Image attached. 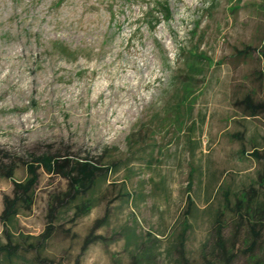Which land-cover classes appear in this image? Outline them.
Masks as SVG:
<instances>
[{"label": "rangeland", "instance_id": "374dc122", "mask_svg": "<svg viewBox=\"0 0 264 264\" xmlns=\"http://www.w3.org/2000/svg\"><path fill=\"white\" fill-rule=\"evenodd\" d=\"M263 47L264 0H0V167L13 170L0 174V214L36 157L112 167L66 201L70 181L40 167L32 207L9 228L19 253L33 264H207L216 218L229 237L238 198L262 196L264 158L252 153H264V113L243 100L264 102ZM106 215L105 240L83 252ZM185 222V260L173 263ZM263 248L233 264H264Z\"/></svg>", "mask_w": 264, "mask_h": 264}, {"label": "trees", "instance_id": "16d2710c", "mask_svg": "<svg viewBox=\"0 0 264 264\" xmlns=\"http://www.w3.org/2000/svg\"><path fill=\"white\" fill-rule=\"evenodd\" d=\"M159 9L162 17H167L170 15L169 7L167 5H160ZM192 54V53H191ZM194 57L198 54H192ZM201 58H205L200 56ZM261 57L264 62V47L261 50ZM207 59V58H205ZM207 61H209L207 59ZM192 79V77H190ZM243 102L246 105L247 113L251 116H259L264 113V102H256L250 95L244 98ZM133 140L130 137V141ZM134 147H140V142L137 139L132 141ZM252 156L257 160L264 158V153H261L259 149H255ZM28 176L24 181L13 180L14 189L12 195H4V208L0 214V220L3 224V234L6 238V242H2L0 238V264H33L34 262L26 259L23 255L19 253L22 245L20 243L14 242L13 234L10 232L9 228L14 224L22 208L30 209L34 203V190L38 184L39 173L38 169L43 167L47 173L62 175L70 181V189L65 193V198L63 201L72 199L77 195H86L90 190L92 191L98 182L99 176H104L108 173L112 167L103 166L96 162L91 161H73L72 159L58 158L53 155H42L33 159L32 162L25 163ZM2 170L0 174L4 177L12 179L13 170L1 166ZM259 184L262 187L261 198L259 196V189L254 187L251 189L250 197L243 194L242 197L238 198L239 203V218L240 220L236 222L235 229L232 231L229 237H225L223 232V223L219 216L215 221V232L211 235L210 240L212 245L209 249L210 259L207 260V264H233L235 259L238 257L240 251L251 255L254 259L259 258L255 254V250L259 249L262 241L264 239V171L259 175ZM192 181L188 185V190L192 188ZM125 196H130L126 194ZM189 205L194 204V200L191 196H188ZM94 204V198L89 195L88 197L82 199L77 205L78 215H84L90 212ZM55 208L51 209L50 218H53V212ZM108 219V216H104L102 219L97 221L96 225L90 231V233L85 238L83 244V252H85L90 245L105 240L102 235L96 234V229L104 224ZM245 224V226L243 225ZM188 223L185 222L183 230L177 239V244L175 250L179 256H170L171 262L179 263V261L185 260V234L188 229ZM245 227V229H244ZM244 229V231H243ZM57 231V227L53 223L47 225L44 232L40 235V239L44 242L50 240ZM70 231V229H68ZM240 240L245 243L247 248L240 249L236 244V241ZM208 243L206 244V246ZM33 247L32 245L30 248ZM39 250V245L36 246ZM209 247V246H208ZM264 252V248L262 249ZM149 257H154V253L149 251L146 253ZM39 260V259H38Z\"/></svg>", "mask_w": 264, "mask_h": 264}]
</instances>
